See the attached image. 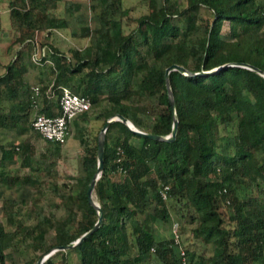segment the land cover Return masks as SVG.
Segmentation results:
<instances>
[{"label": "trees", "instance_id": "trees-1", "mask_svg": "<svg viewBox=\"0 0 264 264\" xmlns=\"http://www.w3.org/2000/svg\"><path fill=\"white\" fill-rule=\"evenodd\" d=\"M8 2L19 32L8 49L14 44L19 49L5 71L0 69V130L13 131L16 140L0 146V184L40 186L38 174L56 166L45 160L59 155L64 142L47 140L48 152L35 158L36 148L23 136L33 129L34 112L61 114V86L89 97L91 108L74 120L84 149L80 174L64 190L51 185L60 199L56 206L65 214L43 208L35 212L26 199H4L0 264H36L94 227L98 211L89 189L99 166V134L108 119L121 114L142 131L170 135L174 113L166 72L174 64L192 73H170L179 120L176 139L143 137L122 121L114 122L106 133L104 171L95 189L103 224L43 264H70L73 250L80 264H174V240H159L155 233L159 220L173 217L190 264H264V76L238 65L264 70V2L163 0L161 5L140 0L148 10L140 16L124 0H90L87 14L72 1L62 13L63 0ZM73 13L82 24L77 35L89 41L86 46L64 52L53 43H40V34L50 39L56 30L68 28ZM46 47L50 53L34 61L33 54ZM38 64L45 80L35 95L27 75ZM5 102H12L9 109ZM93 116L103 122L87 137L92 127L83 123H91ZM229 128L234 149L225 152ZM17 158L29 174L7 170V162Z\"/></svg>", "mask_w": 264, "mask_h": 264}, {"label": "rangeland", "instance_id": "rangeland-1", "mask_svg": "<svg viewBox=\"0 0 264 264\" xmlns=\"http://www.w3.org/2000/svg\"><path fill=\"white\" fill-rule=\"evenodd\" d=\"M72 1L75 4L80 6V13H90V0H63L59 5L58 12L62 13L66 7V2ZM162 5L163 0H159ZM264 2V0H259ZM125 7L131 8L136 7L132 14L134 16H140L148 12L147 8L140 4V0H124ZM3 9L2 15V31L0 33V69L2 72L5 71L6 65L16 56L19 49V44H14L11 49H8L9 45L12 44L19 35L17 27L13 24L10 12H9V2L8 0L4 1L0 5ZM69 26L66 29L56 30L50 39H45L43 35H39L40 43H53L55 46L60 48L64 52H69L70 48H82L86 46L89 41L86 38H81L77 34L81 31L82 24L74 18V13L69 15ZM95 19V18H94ZM47 55L50 53V49L46 47ZM24 62L28 63L30 60L29 49L25 48L23 50ZM45 80V70L42 65L38 64L37 67H32L29 74L27 75V80L32 86H37L41 84L42 80ZM53 91V90H52ZM51 96L53 93L51 92ZM12 102H5V108L9 109ZM36 112L32 114V119L36 116ZM76 118L75 120H77ZM103 119L92 117L91 123H83L86 126L92 127L91 131L88 132L87 137L93 136L97 133L101 127ZM15 133L13 131L0 130V146L8 145L12 141H15ZM24 138H30L31 144L36 148L34 153L35 158H40L42 154L47 153L49 148V143L44 139L40 134L34 131H30L28 134L23 136ZM231 129L229 128V136L227 138L228 144L225 146V152H232L233 145L231 143ZM84 154V149L80 144L78 139V133L75 129V121L70 125V133L64 145L61 149L59 155L55 153L53 156H50L45 160V164L51 162H56V166L53 168L51 173L38 174L43 185L40 186H24V187H15L8 188L0 184V208L2 206V201L6 198L16 199L19 202L26 199L29 203V207L33 211H38L41 208L46 211H53L57 216H63L65 211L63 208L56 206L59 203L60 199L57 191H55L51 185L57 184L59 188L64 190L65 184H72L75 182V178L80 174L81 171V158ZM21 159L17 158L12 162H7V170L10 173H20V174H29V169L21 168ZM34 212V213H35ZM34 214L28 223H35ZM175 228L178 230V222L173 217L170 221L159 220L155 225V233L159 240H170L174 239ZM178 233V232H177ZM190 237V234L188 235ZM186 240V237L184 238ZM193 243L192 240L186 241V244ZM69 263L70 264H80L79 256L76 251H70L68 253ZM196 261V259H195ZM157 264H161L158 262Z\"/></svg>", "mask_w": 264, "mask_h": 264}, {"label": "built area", "instance_id": "built-area-1", "mask_svg": "<svg viewBox=\"0 0 264 264\" xmlns=\"http://www.w3.org/2000/svg\"><path fill=\"white\" fill-rule=\"evenodd\" d=\"M3 9L0 6V33L2 31V15ZM46 48L38 49L33 54V59L39 62L42 57L46 56ZM61 96H60V107L61 114L57 116H48L46 114L40 113L36 114L33 120V129L35 132L40 134L44 139L56 143H63L69 136L71 123L80 115L85 113L91 108V100L87 96H81L69 86H61ZM35 95H40V87H34ZM54 94V91H52ZM162 191L164 199L167 198L166 190ZM178 230L175 228L174 236V246L177 248L178 252V262L174 264H190L186 251L181 244V238L177 233Z\"/></svg>", "mask_w": 264, "mask_h": 264}, {"label": "water", "instance_id": "water-1", "mask_svg": "<svg viewBox=\"0 0 264 264\" xmlns=\"http://www.w3.org/2000/svg\"><path fill=\"white\" fill-rule=\"evenodd\" d=\"M237 65V64H234ZM239 66L245 67V68H249L251 70H255L258 73H260L261 75L264 76V70L250 65V64H238ZM230 65H225L224 67H227ZM221 68L219 69H214L212 71H205L202 73H196L194 75H207V74H211V73H215L217 71H219ZM181 71L182 73L185 74H192L190 73L184 66L178 65V64H174L171 67H169L167 69L166 72V78H167V86H168V92H169V96H170V103L172 106V110L174 113V126H173V131L170 135L164 136V135H160V134H156V133H148L145 131H142L140 129H138L130 120H128L126 117H124L121 114H117L113 117H111L110 119L107 120V122L105 123V125L103 126L100 134H99V144H98V160H99V166H98V170L95 173L93 180L91 182L90 185V189H89V199L91 204L96 208V210L98 211V221L97 223L94 225V227L92 229H90L88 232H86L82 237H80L78 240L73 241L69 244L63 245V246H59L55 249H53L52 251H50L49 253L45 254L36 264H43L50 256H52L54 253H56L57 251L63 250H69V249H73L76 246H78L80 243H82L85 239H87L89 236H91L94 232H96L103 224V218H104V213H103V209L100 206V204L98 202H96L95 200V189H96V185L98 180L101 178L102 173L104 171V153H105V141H106V133L107 130L109 129V127L116 121H122L123 123H125L132 131H134L136 134L141 135L143 137H148L154 140H158V141H168V142H172L176 139L177 137V133H178V126H179V120L177 117V112H176V103L174 100V95H173V91H172V87H171V83H170V73L172 71Z\"/></svg>", "mask_w": 264, "mask_h": 264}]
</instances>
